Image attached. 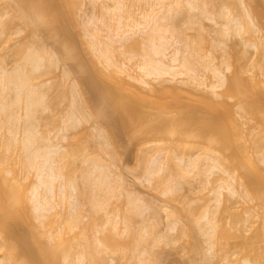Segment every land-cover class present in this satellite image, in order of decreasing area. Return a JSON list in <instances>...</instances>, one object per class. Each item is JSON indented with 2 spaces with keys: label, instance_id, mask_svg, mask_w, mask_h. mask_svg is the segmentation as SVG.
I'll list each match as a JSON object with an SVG mask.
<instances>
[{
  "label": "rangeland",
  "instance_id": "374dc122",
  "mask_svg": "<svg viewBox=\"0 0 264 264\" xmlns=\"http://www.w3.org/2000/svg\"><path fill=\"white\" fill-rule=\"evenodd\" d=\"M19 1L0 0V66L5 69L6 74L9 73L8 75L20 74L23 82L26 78L24 83L28 87L35 86V92L32 94L35 103L32 105L33 111L28 112L32 114L29 118H25L23 114L26 112L23 111L25 101L23 98L20 99L21 102L14 101V90L11 86L0 91V106L5 104V110L0 111V170L6 180L15 178L12 181L14 194L16 197L23 195L26 198L27 212L23 211V214L26 216L28 213L30 216V220L27 219L29 216L24 217L29 224L27 221L17 222L16 228H13L16 229L15 236H18L15 240L28 239L26 242L29 241L28 244L32 246L29 228L36 232L41 245L56 254L54 260H49L48 257L46 261L40 260L38 264H78L76 259L80 255L83 256V264H242L243 259L251 264H264V206L256 196L245 195L239 186L237 195L222 192L221 204L213 217L216 230L212 233L214 244H211V231L207 224L211 214L205 217V212H214V197L211 191L216 187V182L208 185L203 182L208 174L201 176L197 173H201V170L207 171V166L211 165L210 161L205 162L208 158L217 161L221 171L224 169L234 175L239 173L230 163V148L220 150L219 146V150L216 149L217 144L214 141V144L211 143L212 137L208 138L210 133L199 137V121L218 115V110L205 107L201 94L180 91L181 93L176 95L172 92H162L154 82L152 85L155 89L142 92L138 98H130V94L123 90L121 95L140 107V112L148 121L149 129L158 125L157 116L179 121V129L176 131L178 134H162L151 129L150 132L148 129V133L138 134L131 130L132 127L128 125L123 114L121 116L124 121H121L120 112H117L109 98L106 102L101 92L102 82L108 85L109 81L95 74V71L104 65V61L102 62V57H96L94 49L90 48V37L95 35L97 40L104 44H112L110 55L107 56L117 65L126 64L136 69L135 65L144 62L142 57L145 55H142L147 50L151 53L152 47L151 43L148 44L147 37L153 38L154 35L146 33L143 36L136 33L131 35L129 40L120 39L123 40V48L115 35L116 17L106 12V9H111L110 0H64L65 4H62L63 0H54L51 10L53 13V9L58 12H47L50 16L44 18V14L38 23L33 20L36 17L28 7L33 1L29 4L26 1L27 12L25 9L24 12L21 10L25 0ZM123 2L127 4L126 13L131 12V16L135 18L153 11L148 15H156V24L169 31L164 36L173 34V37L176 36L180 41V57L189 58L188 53H193L190 59L195 74L201 75L197 58L208 53L214 54L215 65L221 61V67H228L224 86L218 93L227 102L231 113H239L241 116L243 121L240 119L241 121L237 122L244 131L246 150L256 164L264 168V119L255 112L240 113L237 110L239 102L249 98L246 97V89L247 92L251 90L248 96L252 94L251 82H259V85L256 84L259 89H254L258 90L257 94H261L264 102V0ZM169 4H172L171 12L166 7ZM162 8L170 13H166ZM68 16L73 20L71 21L70 17L68 19ZM51 17L54 18L53 21L49 20ZM234 21L249 24L251 31L247 34L243 27L237 30ZM228 23L230 30L227 34L224 32L226 29L222 31V28ZM221 31L227 35L223 36ZM253 42L258 46L256 51L249 46ZM154 44L158 43L154 41ZM122 48L125 49L124 55L128 50L127 55L121 54ZM69 50L70 54L74 53L77 57H67L66 52ZM152 53L148 54V57L154 56ZM128 58L131 59L130 62ZM33 60L38 61L39 68L36 71L32 69ZM94 64L96 69L93 67V70L91 65ZM104 68L103 66L101 70ZM31 70L35 72L30 73ZM135 72L133 75L140 74L138 70ZM105 73L108 74L107 71ZM26 74H29L28 77ZM235 77L241 78V86L245 83L244 90L242 88L241 91H244L245 97L242 96V99L241 96H236L237 94L235 97L231 88L228 89ZM110 85L115 86L112 82ZM260 96L258 97L261 98ZM12 102H15L14 105ZM151 102L155 105L161 102L163 105L158 107L151 105ZM12 105L14 107H9ZM71 111L80 120L72 122L73 125L67 128L66 124H69L68 120L66 123V116L69 119L68 113ZM72 113L69 114L73 115ZM7 115L11 117L8 122L14 126L8 122L4 124ZM20 117L31 122L29 125L34 136L30 137H34L31 140L35 144L31 149L36 148L38 151L39 147L44 149L52 146L55 149L54 146L58 145L56 150L59 152L53 155V160L55 172L62 176V179L53 184L50 203L54 208L48 214L50 217L42 221V225L36 220L29 200L31 189L38 183L36 168L34 170L30 165L27 167L28 163L22 150L25 142V133H22V130H26L23 128L28 126H23L22 123L29 121H20ZM190 121L192 127L189 126ZM7 125H10L11 129L14 127L13 132ZM10 131L15 134V143L9 141V138L13 139V136L10 137ZM59 153L61 157L58 156ZM188 162L189 165L195 164L198 169L192 170V165L189 166ZM220 176L223 175L216 173L209 176V181ZM63 183L69 186H64ZM59 185L70 195L66 196L65 193V196L61 197ZM105 188L114 189H109L113 193H105ZM41 194L44 195L43 192ZM246 213L252 217H248ZM72 215L77 216L78 220H72ZM8 247L0 249V264H19V258L17 259L14 251ZM37 247L36 243L30 247V251L34 252L33 256L30 253L31 259L22 258L29 262L42 259L41 256L38 257Z\"/></svg>",
  "mask_w": 264,
  "mask_h": 264
},
{
  "label": "bare ground",
  "instance_id": "6f19581e",
  "mask_svg": "<svg viewBox=\"0 0 264 264\" xmlns=\"http://www.w3.org/2000/svg\"><path fill=\"white\" fill-rule=\"evenodd\" d=\"M26 1L28 2L27 4L32 3L30 1H33V3L35 4V6H32V4H33L32 3L31 6L29 5L28 7H30V10L34 14V17H36V18H33V20H36L37 23H38V21H40L41 16H43L44 14H45L43 16L44 18H48L50 16L49 15L50 13H47V12H52L51 7H52V4L55 3L54 0H25L24 1V3H25L24 7L21 9L22 11L26 8L25 7ZM156 1L157 0H155V2ZM160 1H162V0H160ZM56 3L58 4L57 1H56ZM63 3H64V0H63L62 4ZM110 3L112 4V6L110 7L111 9H106V12H109L111 14V16L116 17L117 26H116L115 35L119 38L118 42L120 41V39H123V40H127L128 39L129 40L130 36L134 35L136 33L137 34H141L143 36L146 35V33H149V34L152 33V34H150L151 36L154 35L153 38L152 37H147L149 39L148 40V42H149L148 44L151 43L150 44L151 47H152L151 53L153 52L152 54L154 56L148 57L149 56L148 54H151V53L149 52L150 50L149 51L147 50L149 53L146 51L145 54L142 55V56L145 55L144 57H142L144 62L142 61L143 63L135 65L136 69H133L132 66L129 67V65L126 66V64L117 65L115 62H113L110 59V57H108L110 55L109 54V50H110V48L112 49V44H110L109 42L104 44L103 42L97 40V37L95 35H93L95 37H93V36L90 37L91 38L90 42H92L91 43L92 45L90 44L92 47H90V48L94 49L96 57L98 56L100 58L101 57L103 58L102 62L104 61L103 62L104 65H103V63H102V65L105 67L104 70L107 71V73L109 74L108 75V74L105 73L104 70H103L104 72L101 70L103 68V66H101L100 70L97 69L95 71V74H98V75H96V76H98V77L100 76L102 79L109 81L108 85H105L106 83L104 84L103 80H100L101 82L103 81L102 84L100 83V81H98L97 84L100 83L102 85L101 86V92L105 96L106 102H107V98H109L110 101L112 102L113 106L118 110V111L117 110L116 111L120 112L119 116H121V114H123L124 119L126 120L128 125H130L132 127L131 130H133L134 132H138V134L139 133L140 134L141 133L142 134L148 133V132H150V129L152 131H154V132H158V133H162V134L163 133L164 134L165 133L174 134V133H176L177 128L179 129V126H178L179 121L178 120L174 121L175 119L172 120V119H169V118H165L163 116H157L156 117V119H157L156 122L158 123V125L156 127H154V128L150 127V129H149L148 126H147L148 125V121L145 118V116L140 112V107L137 104H135L133 101H131L130 99H128L125 96L121 95L122 94L121 91L124 90V91L128 92L127 94H130L129 97L130 96L131 97H136V98L141 97V95L143 94L142 92H145V93L146 92H151V91H153L155 89V86L152 85V82H154L153 84H155L158 87V90L162 91V92H167V93L168 92H170V93L172 92L174 94L176 93V95L178 93H181L182 91L184 93L187 92L188 94H197V93L201 94L202 95L201 100H202V102H203L205 107H207V108L214 107V108H216L218 110V115H215L212 118H206V120L205 119L204 120L201 119V121H199V130L197 129V131H199V134H201V135H199V137L202 136V134H204V133L205 134L210 133V134H208V138L210 137V139H211V137H212V139H211L212 142L211 143L214 144L213 143V141H214L217 144V148L216 149H218L219 146L221 147V148H219L220 150H222V148L223 149L225 148L227 150L230 148V150L232 151L231 152L232 154L230 153L231 156H232V162H230V163L233 164V167L236 168L235 170H237L239 173H237V175H234L233 173H229L227 170H224V169L221 171L220 170V164L217 161L213 160V159L211 160L210 158L205 160V162H207V161L211 162V165L207 166L208 167L206 169L207 171H204L206 173H204L201 169H200L201 173L203 172V174L197 173L198 175L200 174L201 176L204 175V174L205 175L208 174V175H206V178H205L206 181L205 180L203 181V182H205L207 184L211 183V185H212L214 182H216V185H215L216 187L214 189H212V191H211L212 195L214 197V200H213L214 212H211V211L205 212V217L207 216V214H208V216L211 214V216H210L211 219L208 218L207 224H208V228L211 231V237H212L211 238V241H212L211 244H214L212 233L216 230L215 229L216 228V226H215L216 222L213 221V217L216 216V213H217V210L219 208V205L221 204V200H222V196H223L222 192L223 191L228 193V194H230V195H237L238 194V188L237 187L239 186L240 188H242V190L244 191L245 195L248 196V194H251V197H252V195H253V197L256 196L259 200L262 201L263 206H264V168L259 167L256 164L255 160L247 152L248 150H246V146H245V142H244V138L245 137L243 136L244 135V133H243L244 131H243L242 127H241V124L239 125V122H237L238 120L241 119V116L239 115V113H235L233 115L231 113V111H230V107L227 105V102L225 100H223L221 98V96H220V93H218L224 86V83H225V72L228 69V67L227 66L226 67L224 66V68L221 67L220 66L221 65L220 64L221 61L219 62V64L217 63L218 65L217 64L215 65L214 62H216L215 61L216 59L213 57L214 54L212 55L211 53L207 52L208 54H206V55H204L202 57H198L199 59L197 58V60H198L197 64H198V67L201 69V75H199L198 73L195 74L194 72H196V71L193 68V62H191V59H190V58H192L193 53L191 55L189 54L190 52L188 53V55H189L188 57L189 58H185L184 57L182 59V57H180V51H179L180 49H178L179 45H180V41L178 40V38L176 36L173 37V34H169L168 37L164 36L169 31L166 30V29H162V27H160V25L158 26V24H156V22H157L156 21L157 20L156 15H154V14H153V16H151L152 14L150 16L148 15L150 13H153V11L148 13V14H146V15H144V16L143 15L139 16V17L137 16L138 18H135V16H131V12L130 13H126V11H127L126 8H125L126 7L125 6L126 3L124 4L123 0H110ZM171 6H172V4H169V5L166 6L169 11L172 9ZM61 7H62V5H60L59 8H61ZM124 8H125V11H124ZM53 10H54V13H55L56 9H53ZM71 10L72 9H70V11ZM162 10H163V8H162ZM164 10H165L166 13L169 12L166 9H164ZM25 11H26V9H25ZM70 11L68 10V12H70ZM71 13H73V12H71ZM71 13H70V16H71ZM140 13H142V12H140ZM154 13H156V12H154ZM25 14H27V13H24V15ZM156 14H158V12ZM70 16H68V19H69ZM24 17H26V16H24ZM56 17H55V19H56ZM27 18H25V19H27ZM53 19L51 17L49 20L53 21ZM70 20L72 21L73 19H71V17H70ZM29 21H31V20H29ZM235 24H236L235 28L237 30H239L240 28L243 27L245 33L248 34V32L251 31V30H249V29H251V26L249 24H246V23L241 24V22H238V21H237V23L235 22ZM149 26H150V28H148ZM223 26H225V25H223ZM227 26H229V23H228V25L226 24V26L224 28H222V31L226 29V31H224V32H226V33L229 32L230 28L228 29ZM58 28L59 27H57V29ZM147 28H148V31H146ZM222 31H221V33L224 36L226 33H223ZM230 33H231V31H230ZM143 36L141 38H143ZM139 37H140V35H139ZM88 40H89V38H88ZM123 40L120 41V45L123 48H125L123 46V44H124ZM154 41H156L158 44H154ZM124 42H126V41H124ZM217 46H218V44H217ZM217 46H215V47H217ZM249 46L252 47L253 49H255L254 51H256L257 48H258V46H257V44L255 42L250 43ZM67 47H68V45L66 46V48ZM69 48L71 49V47H69ZM123 48H122V53L121 54L123 56H125V55H127L126 52L128 50H126L125 55H124L123 51L125 49L123 50ZM63 49L65 51L64 47H63ZM118 49H120V47ZM66 50H68V49H66ZM259 51H262V50H259ZM70 52H71L70 50L66 52V56L67 57H72V58H73V56L77 57V55H73L74 53L70 54ZM146 53H147V55H146ZM257 53H258V51H257ZM145 57L148 58V59H146ZM130 58H132V57H130ZM130 58H128L129 59L128 62H130V60H131ZM153 58H155V59H153ZM74 60H76V59H74ZM74 60L72 62H74ZM27 62H28V60H27ZM37 62H38L37 60L36 61L33 60L32 63H31L32 69L35 70V71L38 70L37 68H39ZM31 65H30V67H31ZM91 67L94 70L95 64H94V66L91 65ZM4 70L5 69L0 66V91H4L5 89L7 90V87L10 88V86H11L13 88V90H14L13 91L14 92V98H15L14 101L16 100L15 102H17V101H19L22 98H23V101H25V105H24L25 109L23 111H26L25 112L26 114L24 112H23V114L25 115L24 116L25 118H29V115H30L31 111H33L32 109L34 108L32 105H33V103H35V102H33L34 100L32 99V96H33L32 94L35 92V90H34L35 86L34 87L29 86L28 87V85H26L24 83L27 80L26 78H25V80L23 82V78H21L20 74L11 73V75L13 74L11 76V75H8L9 74L8 72H7L8 74H6V72ZM135 70L136 71L138 70V72L140 74L133 75ZM35 71H32L30 73H33ZM90 72H89V74H91ZM26 75L28 77L29 74H26ZM30 78H32V76H30ZM237 78H239V77H235L234 78V80H233L234 82L233 81L231 82V84L229 85L230 87L228 89L231 88L232 92H234V96H235V94H237L236 96H239V97L241 96V99H242V96L245 97L244 91L241 92L243 86H245V83L243 82L244 85L241 86V78H239L240 80L238 79L239 81L237 80ZM98 80H99V78H98ZM111 82L113 83V85L115 84V86H111L110 85ZM251 83H252L251 84V86H252V94H250V96H248L249 92H251V90L249 92H247L248 89L245 88L246 89V97L247 98L249 97V98L246 101L245 100L244 101H240L239 102L240 105H239V107H237V110L240 113L241 112L245 113V112H248V111L249 112L252 111V113L255 112L256 114H258L260 117H262L264 119V115H263L264 114V111H263L264 110V102H263L262 97L260 96L261 94L258 95L259 92L257 94L258 90L256 91V89H254V88L258 87L256 84H258L259 82L256 81V84H253L255 82H251ZM100 84H99V86H100ZM93 85H94V83H93ZM99 86H97L98 89H99ZM249 89H251L250 86H249ZM257 89H259V88H257ZM243 90H244V88H243ZM99 92H100V90H99ZM74 95H75V93H74ZM99 95H101V94H99ZM104 96H102V97L104 98ZM258 96H260L261 98H259ZM103 101H105V100H103ZM15 102H12L13 105H14ZM19 102H21V100ZM111 102H109V104ZM154 102H153V104H154ZM156 102H158V101H156ZM103 103H105V102H103ZM16 104L18 105L19 103H16ZM153 104L151 102V105H153ZM159 104H160V106H159ZM159 104L158 103H157V105L154 104V106L161 107V105H163L161 102ZM3 105H5V104H1L0 111L1 110L2 111L5 110V107H3ZM13 105L9 106V107H14ZM34 106H35V104H34ZM6 109H8V108H6ZM6 111H4V112H6ZM113 111H114V109H113ZM11 112H13V110H11ZM28 112H30V113H28ZM3 113H1L2 116H4ZM7 113H5V114H7ZM69 113H72V111L69 112ZM69 113H68V115H70L69 119H67L68 117L66 116V123H67V120H68V124H69L68 126L66 124L67 128L73 125L72 122H75L76 120L77 121L80 120L79 118L75 117L73 113H72L73 115H71ZM79 113H81V112H79ZM8 114H13V113H8ZM9 116L7 115V117H6L7 121L3 120L5 118L2 119L4 121V124L5 123L7 124V122L11 118ZM13 116L14 115H12V117ZM123 116H121V121H124ZM17 117L19 118L18 115H17ZM82 117H84V115ZM0 118H1V116H0ZM235 118H237V120H235ZM12 120H11V122H12ZM21 120H23V119H21V117H20V121ZM26 120H28V119H25L23 121H25V122L29 121V122L26 123V124L24 123L25 125L22 123L23 126H27L28 125L26 128H23V129H26V130H24V131L22 130V133H25V134H23V136H24L23 140L25 141L23 144H24L25 150H24V148H22V150L25 153V156H24V154H23V156L26 157L24 159L28 163L27 164L28 166L26 165L27 167H29V165H30V167L32 169L35 170V168H36V172H37L36 177H37V180H38V183L34 184L35 186H33V188L30 191L29 200L31 201V206H32L31 209H32V211L35 214L36 220L38 219L37 221L42 225L44 220H47V218L50 217V216H48V214L54 208V206H52L51 203H50V199L52 198V194H53V190H54L53 189V184H55L56 181H61V179H62L61 178L62 176L57 175L56 172H55V166H54L55 162L53 160V158H54L53 155L54 156L57 155L56 153H58L59 151H58V149L56 150V148L58 146L57 144H55L57 146H54V148L56 147L55 149L52 148L53 146L52 147H47V145L45 144L48 149L44 148V149H46L44 152H43L44 149L39 147L43 153H41V151L39 150L38 147L37 148H38L39 152L36 151V148L35 149H31L32 146H35V144H33L34 141L31 140V138L34 139V137H33L34 133H32V127L30 128V125H29V123H31L30 120H28V121H26ZM17 121H18V119H17ZM177 121H178V123H177ZM196 123H198V122H196ZM193 124H194V122H193ZM10 125H7V126H9L10 129H11ZM190 125H191V121L189 123V126ZM13 126H12L13 129H11L12 132L14 130ZM28 127H29V129H28ZM191 127H192V125H191ZM148 129H149V131H148ZM14 132H16V130ZM30 133H32V134H30ZM131 133H133V132H131ZM138 134H135V135H138ZM176 134H178V132ZM10 135H11L10 137L13 136L12 137L13 139L10 140L11 138H9V141H12V143L14 141V143H15L16 142L14 140L15 139L14 138L15 134L13 135V133H11V131H10ZM31 135H33V136L30 137ZM106 135H108V134H106ZM21 139H22V137H21ZM21 143H22V141H21ZM21 146H23V145H21ZM32 148H34V147H32ZM59 149H60V147H59ZM230 150H229V152H230ZM226 151H224V152H226ZM60 153L58 155L59 157H61ZM56 160H58V159H56ZM26 161H24V162H26ZM59 163H60V161H59ZM205 164H207V163H205ZM188 165H189V162H188ZM191 165H189V166L192 167L191 168L192 170L198 169L195 166V164L191 163ZM33 166H35V167H33ZM263 166H264V164H263ZM161 170L163 171V169H160V171ZM240 170H242V171H240ZM190 172H192V171H190ZM216 173H220L223 176H220L218 179H214L213 181L212 180L209 181V176L215 175ZM14 180H15L14 177L10 178V180H6L4 178V176H3L2 171L0 170V249H2L4 246H7V247L9 246L8 248L14 251V253H13L14 256H16L17 259L19 258V260H20L19 264H38V262L40 263V260L46 261L48 257H49V260L50 259L52 260L54 256L56 258V254L55 253H53L52 251L46 249L45 248L46 246L44 247L43 245H41V242L39 241L38 235L36 234V232L33 229L31 230V227L29 228L30 230L28 231L29 235H30L29 238H30V240H32L31 241L32 244L31 243L30 244L32 246L35 243H36V245H38V247H37V248H39L38 257L41 256L42 259H39V261H38L37 260V256L35 254L37 262H34V261L31 262L32 260H30L31 259V254L30 253H32V256H33L34 252L30 251V247H32V246H30L28 244L29 241L26 242L28 239L26 241H21V240H19L20 238L18 239L19 241L15 240V238L16 237L18 238V236H15L14 231L16 229L14 230L13 228L14 227L16 228L17 222H23L24 221V223H25L27 221V224H29L27 219H29L30 216L27 213L26 216H29V217L26 220L24 219V217H26L24 214L27 212V209H25L26 208V198L23 195H20V196L16 197L17 195H15L14 191H13L14 190V185H13L14 183L12 181H14ZM97 180L100 182L99 179H97ZM102 182L103 181H101L100 183H102ZM66 183L65 184L63 183V185L65 186ZM107 184L109 185V183H107ZM99 185H102V184H99ZM59 186H60L59 190H61L60 193L62 192L61 193V195H62L61 197H64L65 193H67L68 191L65 189L67 191V192H65L64 190H62L64 187L62 186L63 188L61 189V185H59ZM117 188H118V186H117ZM105 189H106V191H104L105 193L108 192V191L110 192L111 190L112 191L114 190V189H111V188H109L111 190H109L107 188H105ZM105 189H103V190H105ZM41 192H43L44 195L41 194ZM67 195H70V194L67 193L66 196ZM60 200L62 201V199H60ZM23 211H25V213ZM246 214H247L248 217L249 216H250V218L252 217L251 214H249V213H246ZM22 215H24V216H22ZM51 216H53V215H51ZM22 219H24V220H22ZM71 219L74 220V221H77L78 217L77 216L74 217V215H72ZM24 239H26V238L24 237ZM211 247H212V245H210V249H211ZM22 257L24 259H25V257H27V258L30 257V259H29L30 262L27 261V259L24 260ZM50 257H52V258H50ZM76 260H77L78 264H83V256L80 255ZM41 264H43V263H41ZM242 264H251V263H249V261L243 259V263Z\"/></svg>",
  "mask_w": 264,
  "mask_h": 264
}]
</instances>
